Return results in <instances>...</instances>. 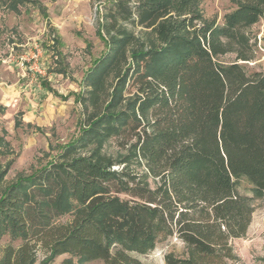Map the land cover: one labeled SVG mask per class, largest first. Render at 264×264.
Listing matches in <instances>:
<instances>
[{"label": "trees", "instance_id": "16d2710c", "mask_svg": "<svg viewBox=\"0 0 264 264\" xmlns=\"http://www.w3.org/2000/svg\"><path fill=\"white\" fill-rule=\"evenodd\" d=\"M234 1L222 25L205 19L202 0L104 2L107 49L76 94L79 135L1 192L0 238L21 245L0 264H35L39 250L43 264L63 255L62 264H145L139 256L160 238L184 244L165 264L238 262L232 240L264 200V72L245 66L256 59L249 29L264 0ZM27 4L41 7L0 0L16 14ZM230 54L234 62L218 61ZM110 141L125 155L109 156ZM10 166L0 161V185Z\"/></svg>", "mask_w": 264, "mask_h": 264}, {"label": "rangeland", "instance_id": "374dc122", "mask_svg": "<svg viewBox=\"0 0 264 264\" xmlns=\"http://www.w3.org/2000/svg\"><path fill=\"white\" fill-rule=\"evenodd\" d=\"M107 0H39L41 7L27 4L16 14L0 7V161L11 162L0 194L20 175H29L53 160L80 132L82 107L76 94L92 63L106 51L100 30L102 5ZM236 8L234 0H202L206 20L223 24L224 16ZM256 46V59L245 66L264 72V18L249 29ZM222 64L235 61L230 54L218 58ZM47 83L51 93L42 83ZM18 120L22 122L18 125ZM104 151L114 159L125 155L113 141ZM116 165L114 169H121ZM138 172L143 168L132 167ZM152 187L156 180L150 178ZM240 190L251 194V186L241 181ZM256 210L245 237L232 240L236 264H264V200ZM71 220L61 218V223ZM21 245L9 234L0 238V263L8 246ZM181 255L184 244L176 238H160L154 251L139 256L145 264H165V256ZM46 253L39 250L35 264H43ZM67 255L50 264H62ZM83 264H104L93 261Z\"/></svg>", "mask_w": 264, "mask_h": 264}, {"label": "crops", "instance_id": "0c3cea01", "mask_svg": "<svg viewBox=\"0 0 264 264\" xmlns=\"http://www.w3.org/2000/svg\"><path fill=\"white\" fill-rule=\"evenodd\" d=\"M22 122V121H21Z\"/></svg>", "mask_w": 264, "mask_h": 264}]
</instances>
